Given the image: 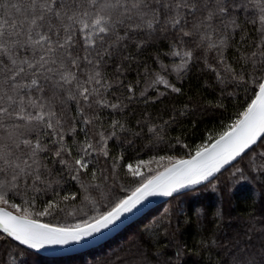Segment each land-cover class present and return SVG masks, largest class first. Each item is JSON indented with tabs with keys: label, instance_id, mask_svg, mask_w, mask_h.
<instances>
[{
	"label": "snow or ice",
	"instance_id": "obj_1",
	"mask_svg": "<svg viewBox=\"0 0 264 264\" xmlns=\"http://www.w3.org/2000/svg\"><path fill=\"white\" fill-rule=\"evenodd\" d=\"M241 13L247 18L241 20ZM141 35L167 42L171 71L179 79L202 62L222 95H231V86L252 87L254 96L226 130L188 158L169 156L162 171L148 173L141 172L144 160L125 165L137 181L126 190L118 171L124 157L111 156L109 143L141 133L122 121L124 110L137 100L147 103L150 89L166 94L158 86L181 91L159 72L126 84L122 62L115 63V79L109 77L106 67L129 44L144 46ZM105 112L111 120L107 129ZM148 131L163 130L153 124ZM246 158L253 171L264 168V0H0V204L23 213L0 208L4 243L34 250L80 244L113 228L149 197L196 191ZM65 177L79 190L63 191ZM50 191L53 198L43 209L30 211ZM22 195L30 197L28 207L14 202ZM60 212H79L81 218L67 225L40 219ZM9 261L18 264L11 251ZM233 264L256 260L234 258Z\"/></svg>",
	"mask_w": 264,
	"mask_h": 264
},
{
	"label": "trees",
	"instance_id": "obj_2",
	"mask_svg": "<svg viewBox=\"0 0 264 264\" xmlns=\"http://www.w3.org/2000/svg\"><path fill=\"white\" fill-rule=\"evenodd\" d=\"M246 18L241 13V20ZM247 27L254 35V26L249 24ZM138 39L145 41L144 46L138 50L135 44H129L106 67L109 77L115 79V63L122 62L124 72L121 78L126 84L143 81L146 74L159 72L181 91L173 93L161 85L158 86L159 92L166 94L158 95L157 91L150 89L147 103L137 100L124 110L122 121H127L133 132L141 133L138 137L127 136L123 143L117 140L109 143L111 156L124 157L118 171L119 186L126 190L134 187L137 181L127 173L125 165L135 167L139 160H144L147 163L141 165L142 173H148L149 169L162 171L168 163L167 157H188L198 145L209 143V137L217 138L254 96L252 87L245 91L243 88L234 90L231 86L227 90L231 95H222L215 75L202 70V62L193 64L190 73L179 79L171 71L173 57L167 55L166 41L158 37L149 39L146 35ZM235 39L239 41L240 35ZM233 53L234 48L226 52L229 61H232ZM124 55H130L132 59L122 60ZM165 65L168 66L167 72L163 71ZM104 115L107 129L111 120L108 112ZM138 121L144 125L143 130ZM153 124L163 131L159 134L149 132L148 127ZM79 138L83 139V135ZM129 140L134 142L129 145ZM160 156L166 159L158 163ZM237 168L242 171L236 172ZM61 183L63 191L79 190L78 185L67 177ZM51 198L53 193L50 191L36 201V207L30 211L42 210ZM13 199L22 207L29 206L25 203L29 196ZM80 218L79 212L75 216L60 212L40 219L45 223L67 225ZM132 226L135 229L129 232ZM15 243L6 244L0 238V264H10V251L18 264H117V261L118 264H233L234 258L249 256L255 258L256 264H264V168L253 171L247 158L234 163L216 174L211 183L169 198L107 240L83 251L46 255L25 246L13 248Z\"/></svg>",
	"mask_w": 264,
	"mask_h": 264
},
{
	"label": "water",
	"instance_id": "obj_3",
	"mask_svg": "<svg viewBox=\"0 0 264 264\" xmlns=\"http://www.w3.org/2000/svg\"><path fill=\"white\" fill-rule=\"evenodd\" d=\"M187 191L189 190H186L184 192H187ZM174 196H177V195H174ZM169 198L171 197H163V196L149 197L142 205L138 206V208L135 209L132 213L127 214L125 217L121 219V221L117 222V224L113 228H111L110 230L106 229L102 233L97 234L95 237L88 238L86 241H83L80 244H72V245H68L64 247H59V246L46 247L41 250H34V249H31V250L37 253L46 254V255H67V254L83 251L85 249L93 247L107 240L108 238L113 236L115 233H117L118 231H120L121 229H123L124 227H126L127 225H129L130 223L138 219L139 217H141L145 212H147L154 206L162 202H165ZM0 208H5L6 211L12 212L14 215H20L4 206L0 205Z\"/></svg>",
	"mask_w": 264,
	"mask_h": 264
},
{
	"label": "rangeland",
	"instance_id": "obj_4",
	"mask_svg": "<svg viewBox=\"0 0 264 264\" xmlns=\"http://www.w3.org/2000/svg\"><path fill=\"white\" fill-rule=\"evenodd\" d=\"M175 159H185V158H187V157H180V156H175L174 157ZM1 206H4V207H6L5 205H3V204H0ZM6 208H8V209H10V210H12V211H14V212H16L14 209H12L11 207H6ZM17 213V212H16ZM18 214H21V213H18ZM135 228H133V226H132V228L130 229V231L129 232H131V231H133Z\"/></svg>",
	"mask_w": 264,
	"mask_h": 264
}]
</instances>
